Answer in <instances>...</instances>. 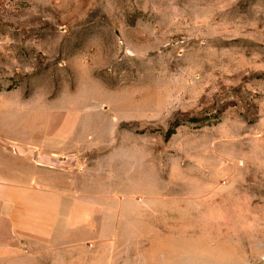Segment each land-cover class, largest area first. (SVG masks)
<instances>
[{
  "label": "rangeland",
  "instance_id": "374dc122",
  "mask_svg": "<svg viewBox=\"0 0 264 264\" xmlns=\"http://www.w3.org/2000/svg\"><path fill=\"white\" fill-rule=\"evenodd\" d=\"M70 139L80 264H264V0H0V153Z\"/></svg>",
  "mask_w": 264,
  "mask_h": 264
},
{
  "label": "crops",
  "instance_id": "0c3cea01",
  "mask_svg": "<svg viewBox=\"0 0 264 264\" xmlns=\"http://www.w3.org/2000/svg\"><path fill=\"white\" fill-rule=\"evenodd\" d=\"M58 130L55 137L69 138L66 128ZM35 145L27 164L13 158L23 148L10 150L13 157L0 153V264H80L75 255L86 245L79 232L96 239L104 211L96 184L70 167L86 145L72 139Z\"/></svg>",
  "mask_w": 264,
  "mask_h": 264
}]
</instances>
